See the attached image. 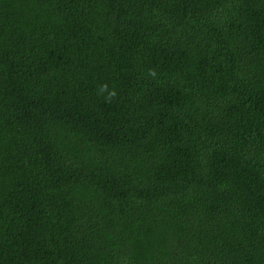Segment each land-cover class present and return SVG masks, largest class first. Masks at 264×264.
I'll use <instances>...</instances> for the list:
<instances>
[{"label": "trees", "instance_id": "16d2710c", "mask_svg": "<svg viewBox=\"0 0 264 264\" xmlns=\"http://www.w3.org/2000/svg\"><path fill=\"white\" fill-rule=\"evenodd\" d=\"M0 264H264V0H0Z\"/></svg>", "mask_w": 264, "mask_h": 264}, {"label": "clouds", "instance_id": "9594fccd", "mask_svg": "<svg viewBox=\"0 0 264 264\" xmlns=\"http://www.w3.org/2000/svg\"><path fill=\"white\" fill-rule=\"evenodd\" d=\"M110 95H115V92L111 93Z\"/></svg>", "mask_w": 264, "mask_h": 264}]
</instances>
